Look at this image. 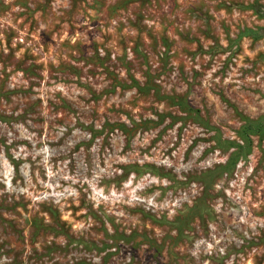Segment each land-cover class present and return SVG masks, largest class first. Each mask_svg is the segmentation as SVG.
<instances>
[{
	"label": "rangeland",
	"instance_id": "obj_1",
	"mask_svg": "<svg viewBox=\"0 0 264 264\" xmlns=\"http://www.w3.org/2000/svg\"><path fill=\"white\" fill-rule=\"evenodd\" d=\"M0 264H264V0H0Z\"/></svg>",
	"mask_w": 264,
	"mask_h": 264
},
{
	"label": "trees",
	"instance_id": "obj_2",
	"mask_svg": "<svg viewBox=\"0 0 264 264\" xmlns=\"http://www.w3.org/2000/svg\"><path fill=\"white\" fill-rule=\"evenodd\" d=\"M256 35V34H255ZM257 36H259V35H257Z\"/></svg>",
	"mask_w": 264,
	"mask_h": 264
}]
</instances>
